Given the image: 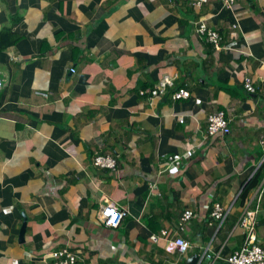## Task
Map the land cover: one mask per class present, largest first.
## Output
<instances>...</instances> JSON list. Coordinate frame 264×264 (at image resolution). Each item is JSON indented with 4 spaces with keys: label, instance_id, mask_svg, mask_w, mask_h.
Returning a JSON list of instances; mask_svg holds the SVG:
<instances>
[{
    "label": "crops",
    "instance_id": "obj_1",
    "mask_svg": "<svg viewBox=\"0 0 264 264\" xmlns=\"http://www.w3.org/2000/svg\"><path fill=\"white\" fill-rule=\"evenodd\" d=\"M204 20L219 47L196 32ZM166 75L164 95L139 94ZM0 80V264L63 248L88 264L224 262L241 245L264 181V0H0ZM218 110L230 131L209 135ZM214 203L229 208L220 225ZM106 207L125 212L117 226Z\"/></svg>",
    "mask_w": 264,
    "mask_h": 264
},
{
    "label": "built area",
    "instance_id": "obj_2",
    "mask_svg": "<svg viewBox=\"0 0 264 264\" xmlns=\"http://www.w3.org/2000/svg\"><path fill=\"white\" fill-rule=\"evenodd\" d=\"M194 1L197 4L203 3L206 0H190ZM226 6H231L235 0H223ZM235 26V25H233ZM196 32L204 35L206 40L209 41L215 48L220 46L221 36L214 29L210 28L206 21H200L197 25ZM70 71L73 72L74 68H70ZM172 78L169 76H163L160 78L152 87L146 88L139 91L140 95L147 94L150 98L164 95L168 87L172 86ZM2 82L0 80V86ZM243 86L248 93L254 92V86L250 79H244ZM189 96V91L186 89H178L171 92L172 99L186 98ZM206 131L209 135H214L217 133L227 134L230 129L228 126V119L225 117V112L223 110H218L214 113H211L207 116V126ZM261 143L264 145V137L261 140ZM178 155L171 157V160L175 161L178 159ZM92 164L101 168H110L114 169L116 167V159L110 155L97 153L93 156ZM256 204L259 202L264 203V181L259 187ZM257 205L254 208L245 206L240 214L238 219L239 225L244 229V238L241 245L235 249L224 262L228 264H264V245L257 241L255 229H256V213ZM229 208L222 206L218 203L212 205L210 211V216L219 223V225L225 220L228 215ZM125 212L120 211L114 207H106L103 210V217L105 219V224L111 227L117 226L120 219L124 216ZM195 216V213L191 209H185L179 220V228L183 229L185 224ZM167 230L162 229L159 234H151L150 239L152 241H157L160 237H165ZM171 246L180 254L187 252L189 248V243L182 237H174L171 241ZM50 255V261L48 264H88V263H77L75 255L70 252L67 248L60 250H53L48 253ZM206 257L215 262L216 258L212 257L210 254H203L202 258ZM222 262V261H220Z\"/></svg>",
    "mask_w": 264,
    "mask_h": 264
},
{
    "label": "water",
    "instance_id": "obj_3",
    "mask_svg": "<svg viewBox=\"0 0 264 264\" xmlns=\"http://www.w3.org/2000/svg\"><path fill=\"white\" fill-rule=\"evenodd\" d=\"M199 259L198 255L192 256L188 258V264H197ZM198 264H228L227 262H220V261H215L211 262V260L207 259L206 257L200 259V262Z\"/></svg>",
    "mask_w": 264,
    "mask_h": 264
},
{
    "label": "trees",
    "instance_id": "obj_4",
    "mask_svg": "<svg viewBox=\"0 0 264 264\" xmlns=\"http://www.w3.org/2000/svg\"><path fill=\"white\" fill-rule=\"evenodd\" d=\"M7 43H10V41H9V42H7ZM252 184H253V183H252ZM252 184H249V185L251 186ZM249 185H247V187H248ZM245 190H246V189H245Z\"/></svg>",
    "mask_w": 264,
    "mask_h": 264
}]
</instances>
